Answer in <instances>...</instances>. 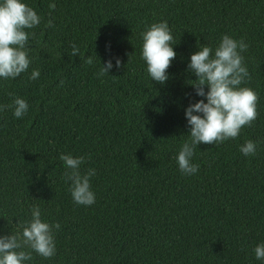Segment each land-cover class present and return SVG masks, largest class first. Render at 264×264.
<instances>
[{
	"label": "trees",
	"instance_id": "1",
	"mask_svg": "<svg viewBox=\"0 0 264 264\" xmlns=\"http://www.w3.org/2000/svg\"><path fill=\"white\" fill-rule=\"evenodd\" d=\"M25 2L41 20L25 29L28 70L0 80V105L9 93L29 105L21 118L0 110V235L19 232L38 205L60 224L56 253L32 252L27 264H264L251 251L264 242V0ZM162 20L176 52L163 84L140 56L141 33ZM225 33L248 44L258 115L236 138L198 144V171L184 175L175 160L189 139L184 108L201 99L188 59ZM110 57L120 68L100 75ZM249 139L259 143L245 157L238 145ZM61 153L85 157L81 174L95 169L92 205L73 202Z\"/></svg>",
	"mask_w": 264,
	"mask_h": 264
},
{
	"label": "clouds",
	"instance_id": "2",
	"mask_svg": "<svg viewBox=\"0 0 264 264\" xmlns=\"http://www.w3.org/2000/svg\"><path fill=\"white\" fill-rule=\"evenodd\" d=\"M40 20L36 10L25 0H0V80L15 79L28 70L31 33L25 29H32ZM48 23L50 25L51 21ZM141 40L140 56L145 62L147 75L152 81L165 83L169 78L167 69L176 56L167 21L148 25L141 33ZM247 47L243 38L237 39L225 33L214 48L208 44H197V50L190 54L186 68L196 79L188 83L201 99L190 101L184 108L189 139L181 144L175 157L182 174L197 173L198 165L192 158L198 144L215 145L236 138L243 127L250 126L256 119L258 96L254 89L245 86L249 72L243 63L242 53ZM76 54H79V49L72 44L71 55ZM92 62V57L88 56L86 63ZM120 66L119 57H110L104 61L99 74ZM39 75L38 69H32L29 79L35 80ZM9 95L12 96L11 103L0 105V110L10 107L12 115L21 118L28 111L27 101L12 93ZM258 143L245 140L238 145V150L245 157L254 156ZM59 159L65 168L63 178L68 183L73 202L92 205L95 193L90 186V177L95 175V169L89 168L81 174L80 165L84 156L61 153ZM16 223L19 232L0 235V264H27L32 259V252L43 258L55 255L53 230H58L60 224L42 219L38 205L31 206L30 219ZM25 248L30 251H25ZM251 251L257 260L264 261V242L257 243Z\"/></svg>",
	"mask_w": 264,
	"mask_h": 264
}]
</instances>
